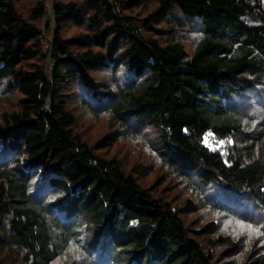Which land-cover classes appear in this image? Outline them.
<instances>
[{
    "label": "trees",
    "instance_id": "1",
    "mask_svg": "<svg viewBox=\"0 0 264 264\" xmlns=\"http://www.w3.org/2000/svg\"><path fill=\"white\" fill-rule=\"evenodd\" d=\"M138 1L0 0V264H264V0ZM77 80L111 141L71 111ZM123 133L195 198L99 152Z\"/></svg>",
    "mask_w": 264,
    "mask_h": 264
},
{
    "label": "rangeland",
    "instance_id": "2",
    "mask_svg": "<svg viewBox=\"0 0 264 264\" xmlns=\"http://www.w3.org/2000/svg\"><path fill=\"white\" fill-rule=\"evenodd\" d=\"M34 1L38 0H24L25 7L29 8ZM47 1L50 3L52 0H46V2ZM173 14L176 18H179L178 14ZM81 28H83V25H70V21H68V26L63 28L62 33L64 36H71L72 33ZM48 34L51 36L52 31L47 32V35ZM192 44L193 42L188 43L187 46L191 48ZM48 59V66L50 70L51 63L50 58ZM71 71L74 72L73 69ZM99 71L100 72L96 75H93L96 85L99 86V88H102V86L104 88H110L113 83H115L112 72L110 69H101ZM122 73H119V76H121ZM82 85L83 84L78 80L75 82L65 83L61 87L63 90L62 94H65L69 100V107L71 111L75 113L80 125L82 126V130H85L84 132L89 137L90 141L92 143H100L102 140L107 139L109 142L111 141V132L113 131L109 114L101 112L100 116H91L92 118L87 121V116L90 112L83 106V103L74 104V97H79L80 100L85 103L92 101V99H90V94L86 92L87 90H84ZM91 103L93 105V102ZM91 103H89V105H91ZM4 104V101H0V109L4 107ZM123 134L124 135L121 136L115 143H112L109 147L101 149L99 152H102L108 158H116L122 165L123 169L128 173L134 174L142 184L157 183L158 181L167 178L162 185V189L167 190V195L170 196L181 208L185 207V203L188 198H195L193 192L186 190L184 185L175 179L172 172H168L166 167L159 163V160L153 159L141 138L126 136L125 133ZM206 140L207 143L212 145V148L215 149L222 148L224 144H220L221 140L217 139L212 133H209L206 136ZM195 209L196 211L189 210L185 212V214L189 222H196L194 223L196 224L194 227H197L201 225L198 223L204 222L201 220L206 219L208 215H206V210H202L201 207H196ZM228 226H230V228H236L235 222H231L225 218L224 223L222 222L221 228H229Z\"/></svg>",
    "mask_w": 264,
    "mask_h": 264
},
{
    "label": "snow or ice",
    "instance_id": "3",
    "mask_svg": "<svg viewBox=\"0 0 264 264\" xmlns=\"http://www.w3.org/2000/svg\"><path fill=\"white\" fill-rule=\"evenodd\" d=\"M205 143H207V140H205ZM224 141H220V144H223ZM209 147H212V145H209ZM242 223V222H240ZM248 228L253 229L254 231H256L257 233H259V229L258 228H253V226L251 224L247 225Z\"/></svg>",
    "mask_w": 264,
    "mask_h": 264
}]
</instances>
